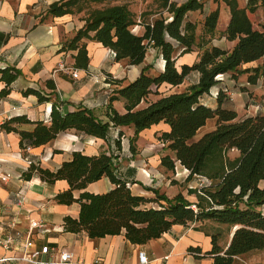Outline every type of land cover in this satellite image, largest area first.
I'll list each match as a JSON object with an SVG mask.
<instances>
[{
	"label": "trees",
	"instance_id": "16d2710c",
	"mask_svg": "<svg viewBox=\"0 0 264 264\" xmlns=\"http://www.w3.org/2000/svg\"><path fill=\"white\" fill-rule=\"evenodd\" d=\"M158 1L159 10L142 11L140 20L124 0H56L50 3L46 15L83 14V25L62 47L77 50L76 67H87L89 58L82 41L91 40L111 49L116 61L126 59L128 64L140 66L139 75L111 90L107 120L98 118L91 109L81 105L62 111L58 102L52 100L48 124L18 115L4 120L0 131L17 133L19 147L26 157L28 147L45 145L62 131L74 130L78 134L106 139L111 127L130 126L133 133L128 138V148L134 154L142 130L161 122L167 124L168 130L157 137L169 151L160 157V166L173 171L178 163L188 170L186 180L194 176L208 180V184L190 192L197 195L195 203L181 192L168 197L156 188H145L153 191L154 198L135 194L130 182L119 176L113 155L105 151L96 154L73 151L54 170L31 160L21 177L30 180L36 175L47 183L65 180L67 188L57 192L54 200L65 205L78 203V213L76 217H63V230L85 231L92 239L123 231L129 242L143 244L160 237L175 224L186 225L204 219L237 226L225 249L217 244L218 236L214 234L211 249L204 252V255H212V264H233L237 255L264 250V186L261 184L264 181V112L238 120L235 110L222 105L228 96L226 89L221 87L214 93V107L204 104L201 98L221 82L218 75L230 73L236 78L247 73V81L251 84L264 77V62L254 67H241L264 56V27L253 26L251 19L259 7L264 10V0H246L244 7L239 6L238 0H224L230 12L225 30L221 33L217 29L219 8L216 7L204 16L199 37L195 33V22L189 20L187 14L202 11L204 0H185L179 4ZM147 15L155 16L146 20ZM135 25L143 27L141 34L132 31ZM221 34L235 41L231 49L211 43ZM149 47L161 55L163 70L151 73L152 64H144ZM195 49L197 59L177 69L176 58ZM193 71L198 72V81L183 91L164 93L159 90L163 83L181 84ZM0 73V80L5 82L0 90L1 100L9 93V85L20 70L11 66L0 69ZM120 82L113 80V83ZM46 83L50 89L55 88L53 82ZM22 93L36 95L39 102L51 100L35 88H26ZM152 94L156 99H149ZM117 99L124 102L123 113L111 106ZM211 118L215 119L214 128L195 139L197 131ZM22 124L33 127L21 129ZM115 132V144L120 148L123 132ZM231 149L239 152L232 159L228 157ZM102 177L109 179L110 189L97 193L84 190L89 183ZM74 190H81L77 197ZM153 199L158 206H147ZM190 250L200 253L199 247Z\"/></svg>",
	"mask_w": 264,
	"mask_h": 264
},
{
	"label": "crops",
	"instance_id": "0c3cea01",
	"mask_svg": "<svg viewBox=\"0 0 264 264\" xmlns=\"http://www.w3.org/2000/svg\"><path fill=\"white\" fill-rule=\"evenodd\" d=\"M53 1L56 0H0V69L12 66L20 70V74L9 85V93L0 100V124L18 115H26L30 120H42L48 124L52 100L58 102L62 111L73 110L81 105L91 109L98 118L107 120L108 98L111 90L134 80L139 75L140 66L128 64L126 59L116 61L111 49L91 40L82 41L86 44L89 58L87 67L85 69L76 67L74 56L77 50L62 47L83 25V14H64L57 17L46 15V10ZM169 1L179 4L185 0ZM208 2L210 5L207 6ZM208 2L204 0L203 10L190 11L187 18L192 21L190 14L197 12L203 21L207 13L218 7L219 15H223V30L219 32L224 31L230 19L229 7L224 0ZM221 2H223L222 6ZM245 3L246 0H238L241 7H244ZM256 12L263 19L260 25L256 24V26L262 28L264 27V10L259 7ZM140 27L142 26L135 25L132 31L141 34L143 30L138 32ZM200 35L201 32L197 37ZM211 43L229 50L235 41L228 40L224 34H221L213 38ZM149 49L155 51L153 47L147 49L144 64H152L150 69L152 73L163 70L164 61L161 55L148 56ZM197 53L195 49L178 56L175 62L177 69H180L183 64L191 65L197 59ZM263 62L264 56L244 63L241 67H254ZM59 64H63L64 68H60ZM74 70H77V77L72 76ZM198 77V72L193 71L185 77L181 84L171 86L163 83L159 90L164 93L183 91L188 85L197 82ZM113 80H121V82L113 83ZM46 82H53L55 88L50 89ZM263 82L264 77H261L255 84L249 83L247 73L238 75L236 78L230 73L222 74L221 82L214 85L209 94L203 95L201 101L214 107L216 105L214 93L220 87L225 88L228 99L222 105L235 110L237 119L241 120L257 114L250 112L249 104L255 101L253 98L262 100L264 103ZM4 87L5 82L0 80V90ZM26 88L38 89L50 96L51 100L39 102L34 94L23 95L22 91ZM152 95L155 98L151 100L156 99L157 96ZM111 106L119 113L125 111L122 99L114 100ZM262 112H264V104L258 111V113ZM211 119H208L205 125L197 131L198 136L195 135V139L214 128L215 119L210 128H204ZM32 127L31 124L19 126L25 130H30ZM115 130H122V132L127 130V136L133 133L130 126L111 127L106 139L78 134L74 130L62 131L45 145L29 147L26 155L38 161L41 166L54 170L62 161L67 160L73 151H83L87 154L105 151L111 154L106 148L110 145V137ZM167 130L168 125L161 122L142 130L139 134L150 132L153 136L155 132ZM159 143L160 149H157L156 155L150 159V164L147 166L157 174L169 175L170 170L160 166L159 162L160 157L169 151L165 149L162 142ZM136 153L137 149L134 154L130 152L129 155L134 157L140 155ZM123 155L127 157L128 154L123 153ZM238 155L239 152L236 149L228 151L231 159ZM134 162H138L137 159L125 160L121 164L115 162L119 176L130 182L131 190L135 194L145 195V188L153 187L160 192L159 188L149 186L146 182L148 181V170L149 172L151 170L148 167L140 168ZM178 165L184 177L187 171L183 166ZM27 166L24 153L19 147V135L15 132L0 131V174L10 175L5 181L0 180V235L15 229L22 230L25 235L29 219L42 220L48 230L44 233L38 230L32 231L31 237L36 247L48 245L72 252L76 264H94L96 261L101 264H139V251L145 252L146 264H212V255H204V252L211 249V236L217 235V244L225 249L236 227L225 224L222 234V232H214L212 227L215 224L210 219L189 222L186 225L175 224L160 237L143 244L129 242L124 237L123 231L117 235H106L94 239L89 238L85 231L76 233L64 231L63 217L65 215L76 217L78 213V203L65 205L54 200L57 192L67 188V182L56 180L54 183H47L36 175H33L30 180H25L21 174ZM111 187L109 179L102 177L89 183L84 190L97 193L107 191ZM80 192L81 190H74L73 194L77 197ZM12 222L15 223V227L11 230L8 224ZM191 247H199L200 253L191 251ZM23 251V242H18L10 249L0 247V256H20ZM6 264L30 263L16 260L8 261ZM233 264H264V250L255 249L237 255L234 257Z\"/></svg>",
	"mask_w": 264,
	"mask_h": 264
},
{
	"label": "rangeland",
	"instance_id": "374dc122",
	"mask_svg": "<svg viewBox=\"0 0 264 264\" xmlns=\"http://www.w3.org/2000/svg\"><path fill=\"white\" fill-rule=\"evenodd\" d=\"M124 1L127 2L129 8L134 12L137 20L141 19L140 13L142 11L150 10V11L155 12V11L159 10V1L158 0H124ZM206 1L208 2L210 0H206ZM219 1L220 0H218V2ZM206 4L208 6V5H210V2H208ZM220 4L222 6L223 2H221ZM163 15H167V13L163 12ZM263 15H264V12H263ZM152 17H153V15H147V16H145V19L147 20V19H150ZM190 19H192V21H194L196 24V29H195L196 35L200 34V32L202 30L201 15L199 13L195 12L192 15L190 14ZM251 19L253 22V26H256V24H258V26H259L260 22L263 21V19H261V16L257 12H255L254 15H251ZM217 28H218V30H223V15H219ZM142 30H143L142 27H140L138 32L140 33V32H142ZM222 32L223 31H221V33ZM149 50H148V56L154 57L155 51H153L151 49H149ZM149 72L152 73V70H149ZM263 84H264V82H263ZM252 93H253V91H252ZM153 98H155L153 95L149 96V99H153ZM253 99L255 101H251L249 104V107L251 106L250 112L255 114V113H258V111L261 109L262 104H264V103L262 102V100H260V101L257 100V98H253ZM143 104L144 103H141V105H143ZM256 106H258L259 109L255 111V109H253V108ZM246 107H247V104H246ZM213 123H214V119H211V121H209L208 125H206V127H204V128H210L212 126L211 124H213ZM160 132L161 131L155 132L153 134V136L150 132L144 133V134L142 133V135L139 134L138 139L136 141V149H137L136 154L140 153V155H136L135 157L132 155H129L130 152L128 150V143H129L128 138L130 136H127V134H128L127 130L123 131V133L125 135L120 138V148H118L117 145L115 144L116 132H113L111 134V137H110V145L108 146V148H106V150L109 151L113 155L114 159L116 160L115 162L118 164H121L125 160L129 161L130 159L135 158L138 161V162H134L135 165L137 164L138 167H140V168L141 167L142 168L148 167V169L151 170L150 172L148 170V179H147L148 181H146V182H148L149 186H154V187L159 188L160 192H164L163 194L166 193L170 197L174 196L178 192H181L189 201L195 203L197 201V195L195 193H190V192L192 190H194V188L197 189V188L201 187L202 185H205V178L194 176L190 180H186V176H187L188 172L183 177L182 176L183 173H181L182 169L180 170L178 163L175 164L173 171H168L169 175H164L161 173L157 174L154 170H152L149 166H147L148 164H150V159H152L156 155L157 149H160V147H161V145L159 143L160 141L157 138L158 135L160 134ZM197 136L198 135H196V137ZM123 153L128 154L127 157H125V155H123ZM119 157H120V160H118ZM261 184L264 185V181ZM138 188L140 189L139 184H138ZM150 188H153V187H150ZM144 196H149V197L151 196L154 198L155 195H154L153 191L146 190ZM147 206L157 207L158 203L156 200L153 199V201L147 203ZM212 222H213V224H215L212 227L214 232L215 233L222 232V234H223V227L226 225L224 223H219V222H215V221H212ZM222 237L223 236H221V239H223Z\"/></svg>",
	"mask_w": 264,
	"mask_h": 264
},
{
	"label": "built area",
	"instance_id": "2783aa9c",
	"mask_svg": "<svg viewBox=\"0 0 264 264\" xmlns=\"http://www.w3.org/2000/svg\"><path fill=\"white\" fill-rule=\"evenodd\" d=\"M113 55L115 53L111 50ZM60 68H64L63 64H59ZM73 77H77V70L72 72ZM218 79L222 80V75L217 76ZM104 80V78H103ZM215 96V94H214ZM58 108H61L58 106ZM255 111L259 109L256 106ZM29 147L27 148V150ZM27 165L31 163L29 157H25ZM188 172V170L186 169ZM9 174H0V180L5 181ZM205 184H208V180L205 178ZM194 209L195 205L192 204ZM11 227V230L14 229L15 223L12 222L8 224ZM1 227V225H0ZM34 230H38L40 233L46 232L48 229L46 224L42 220L29 219L28 221V230L25 235H23V231L20 229H15L13 231H9L4 233V235H0V247L4 249H10L15 246L18 242H23L24 251L20 256H0V264H6L8 261H25L30 264H76L74 260V256L72 252L66 250H59L53 248L48 245H42L40 247H36L34 239L31 237V233ZM139 264L147 263V256L144 251L138 252ZM84 264V263H82ZM94 264H101L98 261L94 262Z\"/></svg>",
	"mask_w": 264,
	"mask_h": 264
},
{
	"label": "water",
	"instance_id": "95a60500",
	"mask_svg": "<svg viewBox=\"0 0 264 264\" xmlns=\"http://www.w3.org/2000/svg\"><path fill=\"white\" fill-rule=\"evenodd\" d=\"M237 227V226H236ZM236 227H235V229H236Z\"/></svg>",
	"mask_w": 264,
	"mask_h": 264
}]
</instances>
